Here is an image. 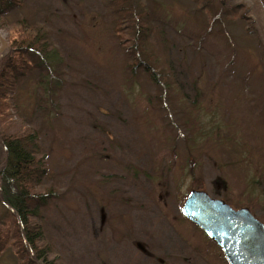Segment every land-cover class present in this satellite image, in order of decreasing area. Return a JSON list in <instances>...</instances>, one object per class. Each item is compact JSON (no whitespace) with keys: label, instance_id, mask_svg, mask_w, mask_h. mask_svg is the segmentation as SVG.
<instances>
[{"label":"rangeland","instance_id":"rangeland-1","mask_svg":"<svg viewBox=\"0 0 264 264\" xmlns=\"http://www.w3.org/2000/svg\"><path fill=\"white\" fill-rule=\"evenodd\" d=\"M223 1L146 3L173 84L163 98L144 72L127 75L109 0H26L8 16L42 24L63 57L48 84L38 71L16 94L46 157L42 221L63 264H228L181 213L198 187L264 222V2ZM8 212L0 202L2 230ZM4 249L0 264H18Z\"/></svg>","mask_w":264,"mask_h":264},{"label":"trees","instance_id":"trees-1","mask_svg":"<svg viewBox=\"0 0 264 264\" xmlns=\"http://www.w3.org/2000/svg\"><path fill=\"white\" fill-rule=\"evenodd\" d=\"M25 1L0 0V30L6 31L10 45V51L0 58V202L6 205L12 220L11 226L0 229V257L6 243L11 241L17 249L18 264H63L53 254V245L42 221L43 212L54 195V190L44 183L48 174L46 157L36 129L21 122L16 96L20 85L38 71L41 81L48 84L53 67L60 69L58 65L62 64L59 61L63 57L56 54L58 49L42 24L24 16L8 17L20 10ZM152 1L109 0L108 7L117 16L113 29L127 54V75L134 78L144 72L163 98V94H172L173 84L168 80L167 68H160L159 57L150 50L152 33L159 30L146 5L149 2L151 8ZM211 2L200 9L206 14L212 13L208 7ZM209 20L210 24L207 19L202 25L205 31L212 33L215 24H219L218 30L222 29L221 19Z\"/></svg>","mask_w":264,"mask_h":264},{"label":"water","instance_id":"water-1","mask_svg":"<svg viewBox=\"0 0 264 264\" xmlns=\"http://www.w3.org/2000/svg\"><path fill=\"white\" fill-rule=\"evenodd\" d=\"M6 46L4 41L0 53ZM181 211L222 248L229 264H264V224L249 208L235 209L204 190H192Z\"/></svg>","mask_w":264,"mask_h":264}]
</instances>
